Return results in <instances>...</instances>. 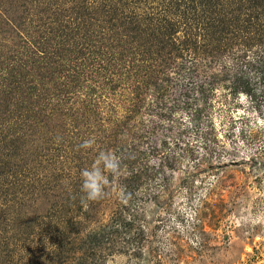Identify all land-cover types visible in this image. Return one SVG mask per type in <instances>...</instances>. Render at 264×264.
Returning a JSON list of instances; mask_svg holds the SVG:
<instances>
[{
	"label": "rangeland",
	"instance_id": "obj_1",
	"mask_svg": "<svg viewBox=\"0 0 264 264\" xmlns=\"http://www.w3.org/2000/svg\"><path fill=\"white\" fill-rule=\"evenodd\" d=\"M260 66L264 0H0V264H264ZM133 139L175 162L132 181Z\"/></svg>",
	"mask_w": 264,
	"mask_h": 264
},
{
	"label": "trees",
	"instance_id": "obj_2",
	"mask_svg": "<svg viewBox=\"0 0 264 264\" xmlns=\"http://www.w3.org/2000/svg\"><path fill=\"white\" fill-rule=\"evenodd\" d=\"M259 71H250L253 75L250 81L245 80V84H243V76L246 75V71H231V73L228 74L230 80L229 82L231 83L232 87H235L237 85L245 87V90L240 91L244 95H246L248 98H250L251 102L253 103H258L260 100L264 98V95L261 91H257L260 93H256L254 91L257 90V86L259 84H264V71H262V67L260 66ZM226 100V99H225ZM190 107H192L190 105ZM196 112V113H195ZM199 113V110L195 108V110L190 111L189 118L190 120H193L195 122V114ZM189 120V123H191ZM154 127V126H152ZM195 127V125H194ZM147 133H149L147 131ZM144 140H146L148 137L144 135ZM128 147H125L126 151L121 150L122 155H118L117 158L120 159L122 163H127V164H135L131 165V180L136 181L140 180V177L143 175H148V173H151L152 175L155 174L158 168L163 167L164 165L166 166H171L175 160H176V155L173 152H167L164 153L163 150L160 152L159 147L160 144L158 145H153L149 144L148 142L145 141V145L141 146L139 145L138 139H133ZM149 144V145H148ZM162 148H164V144L162 145ZM121 149V148H120ZM185 151H191V149H185ZM156 153V154H155ZM157 154L161 157L160 161L155 163V164H150L152 161V157H156ZM124 156V157H122ZM142 182V181H141ZM157 187H159L157 190L159 191L160 189L164 190L166 189V175H162L159 177V179L156 182ZM150 200H155L158 199L160 194L157 192L152 193L150 195ZM116 217L118 215H115Z\"/></svg>",
	"mask_w": 264,
	"mask_h": 264
},
{
	"label": "clouds",
	"instance_id": "obj_3",
	"mask_svg": "<svg viewBox=\"0 0 264 264\" xmlns=\"http://www.w3.org/2000/svg\"><path fill=\"white\" fill-rule=\"evenodd\" d=\"M91 141H85L87 147ZM101 162L103 168H101ZM118 161L112 153L100 152L90 169H84L81 172L83 178L82 191L86 194V198L94 200L102 196L104 186L107 184V177L104 175V169L116 172Z\"/></svg>",
	"mask_w": 264,
	"mask_h": 264
}]
</instances>
